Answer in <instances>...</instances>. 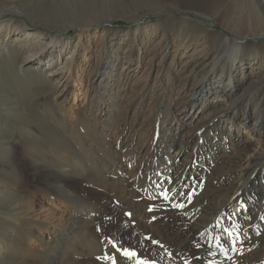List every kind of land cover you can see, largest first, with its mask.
Returning <instances> with one entry per match:
<instances>
[{"label":"bare ground","instance_id":"6f19581e","mask_svg":"<svg viewBox=\"0 0 264 264\" xmlns=\"http://www.w3.org/2000/svg\"><path fill=\"white\" fill-rule=\"evenodd\" d=\"M184 1L193 7L182 10L219 24L232 37L209 32L203 46L184 29L171 36L144 30L140 22L128 34L110 37L106 21L81 29L75 43L44 38L27 46L11 40L15 25H0V48L9 49L4 34L11 52L21 51L19 62L51 84L58 108L87 83L85 104L71 117L63 112L71 121L61 128L77 139L82 123L88 135L85 155L69 154L67 172L14 169L13 177L34 185L33 197L57 198L64 210L57 220L46 215L39 222L46 239L7 233L0 261L264 264V0ZM173 20L167 13V23ZM201 27L195 29L202 33ZM246 86L248 95L230 103ZM252 118L256 126H248ZM76 171L84 180L70 184ZM92 182L121 188L110 202L117 241L103 239L92 226L106 213L101 200L108 198Z\"/></svg>","mask_w":264,"mask_h":264},{"label":"rangeland","instance_id":"374dc122","mask_svg":"<svg viewBox=\"0 0 264 264\" xmlns=\"http://www.w3.org/2000/svg\"><path fill=\"white\" fill-rule=\"evenodd\" d=\"M212 1L218 3L220 0ZM227 1L220 3L224 4ZM188 7L193 6L184 0H28L23 5L18 2L0 1V25L2 27L9 23L15 25L18 34L11 40H17L18 44L27 46L31 43L40 44L44 38L49 40L56 38L62 45L75 43L81 29L99 28L106 21L110 22V37L117 32L128 34L134 29L136 22H140V27L144 30L155 28L167 30L171 36H174L179 29H184L191 40L203 46L207 44L209 32H221L229 38L232 37V33L221 28L219 24H214L209 19H201L188 10H182ZM167 13L173 17V24L167 23ZM228 24L230 30H234V26ZM196 25L202 26V33L195 29ZM2 37L6 43L8 42L9 49L4 51L0 48V184L5 186L0 188V243L13 231L25 241L31 239L34 233L33 239H46L42 232L44 228L40 227L39 222L45 223L46 215H49L46 216L47 218L57 220L62 215L60 210H64L63 205L57 198L51 197L47 200L40 194H36L38 197H33L34 185L28 184L19 177H13V171L20 166L26 171L42 166L54 173L67 172V163L73 164L69 154L85 155L88 135L83 124L80 123L75 128L81 133L77 139L67 136L61 127L65 121H71L68 117L67 119L62 117L63 112H67L71 117V112L78 111L85 104L84 92L87 83L75 100L71 99L63 108H58L56 100L53 99L51 84L43 81L46 79L36 70L28 69L27 65L21 64L19 62L21 51L16 52L13 48L11 52L10 39L8 40L4 34ZM94 39L93 34L88 37L90 43L94 42ZM232 52L229 50L224 54L230 55ZM80 67L85 68V63L81 62ZM247 87L236 92L230 103L238 104L242 95L246 93L248 95ZM262 94L264 89L260 96ZM145 101L147 102V99ZM253 124L256 126L257 123L252 118L248 126ZM227 129L228 126L224 128L225 131ZM80 144H82L81 148ZM77 174V171L70 174L71 180L68 181L71 182L70 184L84 180L80 174ZM95 183L97 182H92L90 185L99 188L108 198L101 200L106 213L96 219L92 226L103 239L117 241L118 224L110 202L113 197L122 194L121 188ZM10 184H12L11 188ZM6 241L8 242L9 239ZM4 258L5 260L0 261V264H30L32 261L28 257ZM106 259L107 257L104 260Z\"/></svg>","mask_w":264,"mask_h":264},{"label":"snow or ice","instance_id":"6c2138e0","mask_svg":"<svg viewBox=\"0 0 264 264\" xmlns=\"http://www.w3.org/2000/svg\"><path fill=\"white\" fill-rule=\"evenodd\" d=\"M125 251H126V254H128V255H134V253H128L127 250H125Z\"/></svg>","mask_w":264,"mask_h":264}]
</instances>
